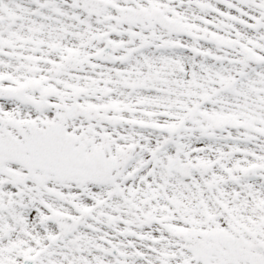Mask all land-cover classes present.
Masks as SVG:
<instances>
[{
  "label": "snow or ice",
  "instance_id": "snow-or-ice-1",
  "mask_svg": "<svg viewBox=\"0 0 264 264\" xmlns=\"http://www.w3.org/2000/svg\"><path fill=\"white\" fill-rule=\"evenodd\" d=\"M0 264H264V0H0Z\"/></svg>",
  "mask_w": 264,
  "mask_h": 264
}]
</instances>
